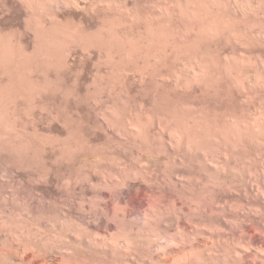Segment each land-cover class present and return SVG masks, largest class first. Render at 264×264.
Wrapping results in <instances>:
<instances>
[{
	"label": "rangeland",
	"instance_id": "obj_1",
	"mask_svg": "<svg viewBox=\"0 0 264 264\" xmlns=\"http://www.w3.org/2000/svg\"><path fill=\"white\" fill-rule=\"evenodd\" d=\"M19 1L20 0H0V34L2 35L0 36V40H2L0 41V45L3 44L5 46H9L11 43H18L20 48L24 49L26 57H28L27 54L29 52V57L26 58L27 61H31L29 63L34 61L35 63L39 62L37 63L38 65L40 64L41 59L43 60L44 57L42 56V53V57L40 56V50H45L44 47L40 48L43 46V43H41V41H37L38 35H40V33L42 34V32L39 30L48 32V29L53 28L50 17H52L53 14H56L58 9L54 11L55 8L51 9L50 6V8H41V10H39V7L36 9V7H34V2L37 3V0H32L33 4H31L33 6L31 7L33 9L28 7L30 9L29 10L26 8L27 6L23 4L24 1ZM68 1L71 2L69 3L65 1L67 3H65L66 5L64 4L67 7L63 8L64 5L60 6L59 10L61 13H57L59 14V17L62 18L63 21L59 19V21L61 20L60 22L62 23L59 22V25L57 22L55 26L58 24L57 27H62L61 29L65 30L67 29L66 31H69L67 34L65 33L67 36L70 34L73 28L71 33H73L76 38L74 36L72 37V34L69 35L68 37L71 36L70 38L72 40L66 38L69 41H67V43L66 41L63 43V48H59V51L56 49V61L58 62V64L55 62L57 65L56 68L49 69L46 65H44L45 63L42 62L41 66L47 67V69L38 66L33 68L29 75V72L26 73L19 70V72H16V68H11L10 66L7 67V64V69L11 68L9 71H7L8 75L4 70H1L0 72V84L2 85H0V87H3L2 91L5 90L3 93H8L7 96L9 95L10 97H15V95H17V91H14L13 88L8 86L9 81L12 78L16 80L18 79L17 81L20 80L21 85L27 84V87L25 85L26 89L24 86H22V88L26 90V92L25 90L22 92H25L27 96H24L25 93L19 94L20 91L17 89L19 91L17 92L18 95L21 96H18L19 98L15 97V100L17 98L18 102L16 103H18V109H21L17 111L18 116L20 115L19 118L22 125L20 129L26 132V138L29 139V141L34 146L33 149L36 154V158L32 159L33 163L31 161H29V164L24 162V165L20 158V162L16 161L18 158H15V155L7 154L3 151L0 152V172L2 171L0 173V194H2V196L7 195V192L11 190L12 187H14L16 189H12H14L15 192L18 190L20 193H28L29 196H32L34 192L32 187L34 186L31 185H34L38 179L47 180V209L44 211V215H41L39 206L37 204H32L29 207V205L27 206V203H24L25 196L23 198L22 194L19 196L15 194L16 198L14 204L16 205H14L15 207L12 209L11 214L12 219L14 218L15 223L17 222L15 224V228L20 233L25 228V226L28 225L33 236L27 238L25 236H18L17 239H14V245L17 248L18 254L23 255L24 258L23 263L17 262V264H40L41 262V264H59L60 261L66 262L68 260L70 263H74L75 261L76 263L74 264H133L131 259L134 258V255L136 256L135 260L138 262V264L139 262L140 264H148V260L145 258L148 259L149 253H145V250H147L150 246L156 244L165 245L166 243L169 245L171 244L174 247L176 246L178 250H180L179 248L181 247V251L183 248V251L185 250L184 252H189L187 250L194 248L192 251L194 252V256L196 258H212L209 260H213L211 264H215L216 262L214 261V257L222 253L226 255L228 254L230 256L229 257L227 255L229 258V264H261L262 260L264 263V258L261 259L264 257V130H260L262 128L264 129V84H262L264 83V18H262L264 17V0H255L257 3L259 2V4H257L254 0H242L243 2L238 0L239 3L241 2L240 4H237V0H230V5H227L226 0H219V2L218 0L217 2H215L216 0H212V2L214 1L215 3H213L216 5H210L211 8L206 6L211 11L210 13L206 8H203L206 13L202 10V8L199 12H203L202 15L206 14V18L209 15V20L212 18V15H220L215 18L220 19L223 17L224 20L227 18L229 20V24L231 23V26L226 27L228 24L226 22V29L231 27L227 31H221V28H224V23L223 25L220 23V25L223 27L218 25L220 29H217L218 27L215 28L217 30L215 31L216 34H212L210 30L206 29L208 23H210L209 20L207 23V19L202 20L204 26L203 28H205L207 32L202 29V25L200 26L202 29L201 31H204L205 33L199 32L198 34L196 27L191 28V24L194 25V21H192V19L190 20L189 16L190 18L194 17H192L191 14H189V16L187 15L189 13L188 8H190V1L188 5L187 0H170V2L169 0H119V3L118 0H94V2H92L93 0H88L87 2L86 0H80V4H84L86 2V4H84L85 8L80 10L81 12L78 9H75L76 7L74 6V0ZM105 1L107 5L105 4ZM224 1L227 7L224 6V3V5L221 3ZM250 1L251 3H249ZM108 2H110V4H108ZM171 3L175 6H172ZM176 3L178 5L180 3L181 8H179L180 5L177 7ZM181 3H185L186 6H184L185 4ZM246 3L249 4L247 5ZM88 4H90V6ZM234 4H236L237 7ZM244 4H246L248 8ZM166 5L168 7H166ZM231 5L234 9L231 8ZM254 6H256V8ZM73 9H75V11ZM166 9H168L169 13L171 12L172 14H167L168 12H165ZM176 11H178V13ZM212 12L214 13L212 14ZM243 12H246V14ZM62 13L63 15L61 16ZM181 13L187 15L188 17L184 16L183 14L180 15ZM250 13H254V15H251ZM64 14L66 16L69 15L70 17L67 16V19H70H65L66 16ZM233 14L236 15L234 16ZM241 14H244V20L246 22L241 20L243 18V15ZM168 15H173L170 17L173 20H170L174 22L172 23V21L169 20L170 25L168 26V30L167 28L166 30L171 32L170 26L173 24H175L173 27L178 25L180 27L179 30H181L179 34L176 33L175 31L177 30V26L173 31L175 32L173 34H177L175 39H173L174 45L183 48V50L181 49L183 56L181 55L176 59L169 54L168 56L166 55L164 58L165 60L162 59L163 61L160 58H156L158 53H156L155 50H158V48L161 49L162 46H160L161 41L156 38H154V40L151 39V42L148 40V45L150 47L148 48L150 49V53H147L148 55H155L154 57L151 56L153 60L152 58L151 60H145L144 56H141L140 58L138 57L137 60L133 58H122L120 61L118 58L120 54L116 53L118 52V47H116L117 42L115 43V41H112L116 44L113 45L112 43L113 47L115 46L114 48H110L105 45L102 46L101 44L95 42L94 36H97V34L106 35L109 33H114V37L117 34V39L125 36L126 33L133 30L131 33L134 35H136L138 32H140L137 34H140L139 36H141V34L147 35L144 32H147L145 31V27L148 28V23L149 26L152 25L153 27L163 29L166 26L164 21L168 19ZM226 15L229 16L227 17ZM240 16L242 17L240 18ZM255 16H258L259 18ZM28 18H30V21ZM163 18H165V20ZM42 19L44 20V23ZM70 20L71 22L74 20L73 23L76 22V24L80 20V23L78 22L77 25H73V23H71L72 26H70ZM204 20L205 22H203ZM32 21L35 22L33 23ZM211 21L213 24L214 19ZM225 21L222 20V22ZM126 24L132 26H128ZM217 24H219V22ZM121 25H123V28L120 27ZM244 25L247 26L245 27ZM80 26L82 27L80 28ZM212 26L214 29V25ZM110 27H113L114 29H111ZM44 29L46 31H44ZM80 29H82V31H80ZM231 29L234 33L236 31L235 35ZM110 30L113 31L111 32ZM166 30L164 29V31ZM179 30H177V32ZM237 31H239L240 34ZM38 32L40 33L38 34ZM200 33L204 35H200ZM35 34L37 37H35ZM79 34L81 36H79ZM82 34H84L86 38H83L84 35ZM191 34L194 35L192 36ZM199 35L201 38H203L201 39ZM90 38L94 40H91ZM145 38L147 39V36ZM199 38L201 41L197 42L199 41ZM146 39H144V43L147 41ZM156 40L159 43H154ZM78 41H80V43H78ZM234 41L235 43H233ZM195 45L197 47H195ZM108 48H110L112 51H109ZM113 49L116 52H114ZM188 49H191L192 51ZM194 51H196V54ZM55 52H52V56H55ZM190 52L194 53L191 54ZM60 53L62 54L63 58ZM65 53L68 56H66ZM233 54L236 57L238 56L237 59H235L236 57L232 58L234 57L232 56ZM148 55L146 58L150 57ZM196 55L199 58L201 57V59L203 57V61L207 62V64L209 63L208 65H210V68L215 65L213 67H215L214 69L217 68L216 70L223 68L221 66H224L225 64V66L229 64L231 65V62L236 61L239 64L236 68L238 70L240 68L241 69L240 71L237 70L239 74L237 73L236 76L240 83H238V80L235 83L241 85H235L234 81H232L230 78L227 80L226 77L224 78L223 76V78L220 77L214 83L216 86H211L213 83L210 85L211 88L208 87L209 85L206 86L208 87V90L206 89L205 85V88H203V84L197 82V80H192V82L190 81V85L187 83L189 87H186L187 85H183V87L181 83L184 80L191 79L192 72L190 71H192V61ZM58 56L61 58L58 59ZM229 56H231V59ZM259 59L261 62H258L260 61ZM60 61H62V63ZM59 62L61 63L60 66ZM128 62L130 64H128ZM147 63L148 65L149 63L151 64L148 66ZM254 65L255 67H253ZM176 66L178 67V70ZM225 66L224 68L228 67ZM145 67H148V70ZM190 67L191 69H189ZM184 70L185 72H183ZM178 71H182L180 72L181 74ZM58 72H60V74ZM253 72L254 74L256 73V77L262 78L256 79L257 82L258 80H262L261 83H259L260 81L258 82L259 87L255 86V84H258L256 81L254 85H251L253 88L249 87V84H247V80L253 76ZM240 73L243 78H238L241 76ZM182 77L184 79H182ZM31 79L35 83H33ZM45 79H47V81ZM229 80H231V82H228ZM231 83H233V85ZM32 85L33 87L35 86V88H37L36 91H41H38L37 94L36 91H32L30 93L27 88H29V86L31 88ZM191 87H193V89ZM13 92L15 93L14 95H12ZM12 99L14 100V98ZM160 100L163 102H160ZM30 101H32L33 104ZM250 117L254 118L251 119ZM188 118H190V120ZM176 120L179 121L178 123H183L185 125H192L194 121L196 126L193 125V127H197L198 129L197 133L199 134L200 146L196 148L187 146L188 148H185L182 145L177 144L175 141V143H172V139L168 135L167 130L169 125H167L165 122L170 121L168 124H171V122H177ZM132 122L135 123L133 124ZM234 123L236 124L234 125ZM236 126H238L239 129ZM205 128L206 130L208 128L210 130L212 129L211 131L209 130L210 134L208 133L207 135L205 133V135L203 133H199L204 131ZM244 128L251 129H249L247 136L242 135L241 137L238 135L240 131L236 130H243ZM255 128L257 132H255ZM215 129L218 132L219 130L221 132L222 130L228 131L230 129L229 132L234 133L232 134L234 137L233 140L230 139L224 142L217 132H213ZM76 131L77 133H75ZM133 135H135L136 138H134L135 136ZM209 135L212 137H209ZM254 140L255 142H253ZM230 145L233 146L230 147ZM2 153H5V155L2 156ZM18 162L19 164L22 163V165H15V163L17 164ZM14 170H17V172L15 171L16 175L12 173ZM19 174L22 175L18 177ZM2 213L4 216L7 215L3 207H0V216L3 217ZM29 213L31 217L29 216ZM26 216H28L30 219H28ZM40 216H43L44 218L45 224L43 228L41 227V222L39 221ZM144 221L147 223L145 224ZM33 230L37 233L33 232ZM44 231V234H47V239L44 237L45 235H41V232ZM39 235L41 237L43 236L44 238H39ZM173 242L174 244H172ZM126 245H129V247H126ZM258 247H260V249ZM202 248L206 250H201ZM243 248L245 250H250H248L249 253H246V255H251V257H245V260L242 262L235 255L238 250H244ZM252 248L255 251L258 249L261 250L263 248V251L261 250L263 253H260L262 255L256 254ZM66 251L67 253H65ZM198 251L202 252L203 257H201V252ZM130 255L133 257H130ZM138 255L140 258L137 257ZM145 255L147 256L145 257ZM166 255L167 254L164 256L162 255V257H164L162 260L165 259L166 261L168 258H173V255L169 256L168 254V257ZM34 256H37V258ZM128 258L130 260H128ZM137 258H139L138 261ZM141 258L145 259L147 262L145 263ZM140 259L143 262L140 261ZM162 263L164 264V262Z\"/></svg>",
	"mask_w": 264,
	"mask_h": 264
},
{
	"label": "bare ground",
	"instance_id": "obj_2",
	"mask_svg": "<svg viewBox=\"0 0 264 264\" xmlns=\"http://www.w3.org/2000/svg\"><path fill=\"white\" fill-rule=\"evenodd\" d=\"M21 2H23L24 1V3L23 4H25L26 6V8H30L31 6H33L32 4H33V1L31 0H20ZM19 1V2H20ZM36 1V0H35ZM65 1H67V2H69L68 0H37V3H35L34 2V4L36 5H34V7H36V9L39 7V10H41V8L42 9H45V8H48L49 6L51 7V9L52 8H55L54 9V11L56 10V9H60V6H62V5H64L65 3H67V2H65ZM82 1V0H81ZM88 0H86V2H87ZM98 1V0H97ZM102 1V0H101ZM113 1V0H112ZM176 1V0H175ZM174 1V2H175ZM189 1H190V5H189ZM222 1V0H221ZM232 1V0H231ZM240 1V0H239ZM242 1V0H241ZM249 1V0H248ZM248 1H246V2H248ZM252 1V0H251ZM251 1L249 2V3H251ZM255 1V0H254ZM71 2V1H70ZM69 2V3H70ZM74 4H73V2H72V4L76 7L75 9H78L79 11L82 9V8H85L84 6V4H86V2L84 3V4H80L81 2H80V0H74ZM92 2H94V0L92 1ZM133 2V1H132ZM131 2V3H132ZM150 2V1H149ZM169 2H170V0H169ZM185 2V1H184ZM214 2V1H213ZM212 2V0H187V4L189 5V7L190 8H188L189 9V13L187 14L188 16H189V14H191L192 15V17H194V18H190V16H189V19L191 20L192 19V21H194V25L193 24H191L190 26H191V28L193 27H196V30L198 31V34H199V32H204V31H206L207 32V30H205V28H203L204 26H203V23H202V20L203 19H207V23H208V17H209V15L207 16V18H206V14H204V15H202L203 14V12H199V11H201V8H202V10H203V8H206V9H208V7H210V5L212 6V5H216V4H214L215 2H217V0L213 3ZM218 2H219V0H218ZM237 2H238V0H237ZM236 2V3H237ZM243 2V1H242ZM256 2V1H255ZM32 3V4H31ZM40 3V4H39ZM44 3H45V6H44ZM118 3H119V0H118ZM117 3V4H118ZM123 3H125V2H123ZM134 3V2H133ZM178 3V2H177ZM176 3V4H177ZM186 3V2H185ZM185 3H181V4H185ZM222 4L224 3L225 4V1L224 2H221ZM226 3H227V5H230L231 4V2H230V0H226ZM233 3H234V1H233ZM241 3V2H240ZM239 2L237 3V4H240ZM248 3V4H249ZM257 3V2H256ZM105 4H106V1H105ZM108 4H110V2H108ZM173 4H175V3H173ZM223 4V5H224ZM247 4V3H246ZM246 4H244V5H246ZM247 4V5H248ZM257 4H259V2L257 3ZM261 4V3H260ZM12 5V4H11ZM66 5V4H65ZM63 6V8L65 7H67V6ZM89 6H90V4H88ZM107 5V4H106ZM143 5V4H142ZM171 5H172V3H171ZM171 5H169V6H171ZM179 5H180V3H179ZM178 4H177V7L179 6ZM234 5H236V4H234ZM243 5V4H242ZM246 5V7L248 8V6ZM256 5V4H255ZM44 6V7H43ZM47 6V7H46ZM71 6V5H70ZM74 6H73V8H74ZM95 6V5H94ZM97 6V5H96ZM100 6V5H99ZM110 6V5H109ZM172 6H175V5H172ZM184 6H186V4L184 5ZM206 6H208V7H206ZM218 6V5H217ZM224 6H226V4L224 5ZM251 6V5H250ZM49 7V8H50ZM93 7V6H92ZM92 7H90V8H92ZM136 7V6H135ZM134 7V8H135ZM166 7H168L167 5H166ZM183 7V6H182ZM214 7V6H213ZM227 7V6H226ZM236 7H237V5H236ZM235 7V8H236ZM245 7V8H246ZM252 7V6H251ZM255 8H256V6H254ZM253 7V8H254ZM259 7V6H258ZM257 7V8H258ZM9 8V7H8ZM28 8V9H29ZM32 8V7H31ZM62 8V7H61ZM108 8V7H107ZM133 8V9H134ZM143 8V7H142ZM171 8V7H170ZM179 8H181V5L179 6ZM185 8V7H184ZM187 8V7H186ZM211 8V7H210ZM218 8V7H217ZM231 8H232V5H231ZM239 8H241V7H239ZM252 8V9H253ZM254 8V9H255ZM10 9V8H9ZM33 9V8H32ZM36 9H34V10H36ZM50 9V10H51ZM75 9H73L74 11H75ZM93 9V8H92ZM102 9V8H101ZM109 9V8H108ZM127 9V8H126ZM125 9V10H126ZM136 9V8H135ZM173 9V8H172ZM176 9H178V8H176ZM224 9H226V8H224ZM232 9H234V8H232ZM260 9V8H259ZM264 9V8H263ZM262 9V10H263ZM25 10H27V9H25ZM24 10V11H25ZM30 10V9H29ZM33 10V11H34ZM39 10H37V11H39ZM47 10V9H46ZM57 10V13L59 12V13H61V11L59 10L58 11ZM70 10V9H69ZM83 10V9H82ZM121 10V9H120ZM168 9H166V11L165 12H168L167 14H172L171 12L169 13V10L167 11ZM171 10V9H170ZM181 10V9H180ZM183 10V9H182ZM185 10H187V9H185ZM209 10V9H208ZM221 10V9H220ZM238 10V9H237ZM246 10H248V9H246ZM44 11V10H43ZM63 11V10H62ZM73 11V12H74ZM77 11V10H76ZM85 11V10H84ZM91 11V10H90ZM93 11V10H92ZM116 11H118V10H116ZM138 11V10H137ZM190 11H191V13H190ZM204 11V10H203ZM216 11V10H215ZM217 11H219V10H217ZM236 11V10H235ZM240 11V10H239ZM259 11V10H258ZM26 12H28V11H26ZM30 12V11H29ZM48 12H50V11H48ZM47 12V13H48ZM52 12V11H51ZM81 12V11H80ZM96 12V11H95ZM101 12V11H100ZM104 12V11H103ZM177 13H178V11H176ZM183 12V11H182ZM205 13H206V11H204ZM211 11L209 10V13H210ZM225 12V11H224ZM241 12H242V10H241ZM249 12V11H248ZM247 12V13H248ZM250 12H252V11H250ZM257 12V11H256ZM41 13H43V12H41ZM40 13V14H41ZM56 13V12H55ZM53 14V12H52V17H50V20L52 21V23H51V25L53 24V28H51V29H48L49 31L47 32L45 29H44V31H46V32H43L42 30H39V31H41L42 32V34L40 33V32H38V34L40 33V35H38V38H37V41H41V43H43L42 45L43 46H39L40 48H42V47H44L45 48V50H40L39 48V50L41 51L40 52V56H41V53H42V56H44L43 57V60L41 59V62H40V64H38L37 65V63H39V62H37V63H35V61L34 62H32V63H29V62H31V61H27V59L26 58H28L29 57V52H28V54H27V56L28 57H26V55H25V53H24V49H22V48H20V45L18 44V43H14V44H8L9 46H5V45H0V72H1V70H4V71H6V73H7V71H9V69H11V68H16L15 69V71L16 72H19V71H23V72H26V73H28L29 75H30V72H31V70H33V68H35V67H40L41 65H42V62H44L43 64L44 65H46L49 69H55L56 68V63L55 62H57L56 61V53L57 52H55L56 51V49H58V51H59V48H63V43H65V41H66V43H67V41H69V40H72L70 37H68L69 35H71L72 34V37L74 36L73 35V33H71L72 32V30H73V28H72V30H71V32H70V34H68V36L67 35H65V33L67 34V32H69V31H66L65 29H61V28H59V27H57L58 26V24H57V26H55V24L58 22H60L61 20H62V18L61 17H59V14ZM77 13H78V11H77ZM125 13V12H124ZM127 13H129V12H127ZM136 13V12H135ZM176 13V14H177ZM180 13V12H179ZM208 13V12H207ZM214 12H212V14H213ZM232 13V12H231ZM240 13V12H239ZM244 14H246V12H243ZM260 13V12H259ZM262 13V12H261ZM264 13V12H263ZM30 14V13H29ZM31 14H32V12H31ZM114 14H115V12H114ZM118 14V13H117ZM120 14V13H119ZM137 14V13H136ZM166 14V13H165ZM166 14V15H167ZM183 13H181L180 15H182ZM186 14V13H185ZM217 14H218V12H217ZM244 14H241V15H243V18L241 19V20H244ZM251 14V13H250ZM253 15H254V13H252ZM251 14V15H252ZM37 15V14H36ZM39 15V14H38ZM47 15V14H46ZM63 15V13L61 14V16ZM65 15V14H64ZM96 15V14H95ZM122 15V14H121ZM121 15H120V17H121ZM130 15H132V14H130ZM178 15V14H177ZM184 15V14H183ZM187 15H184V16H187ZM201 15H202V17H201ZM225 15V14H224ZM234 15V14H233ZM236 15V14H235ZM234 15V16H235ZM255 15H257V14H255ZM41 16V15H40ZM45 16V15H44ZM66 16V15H65ZM64 16V17H65ZM68 17H70L69 15H67ZM67 16L65 17V19H67ZM103 16V15H102ZM129 16V15H128ZM132 16H134V15H132ZM173 16V15H172ZM172 16H170V15H168V19H166L165 20V18H163L164 20V22H165V28H163V29H161V28H156V27H153L152 25L151 26H149V23H148V28L147 27H145L146 28V30L145 31H147V32H144L145 34H147V35H143V34H141V36H139V35H137L138 33H140V32H138L136 35H134V34H132L131 32L133 31H131V32H128V33H126L125 34V36H122V37H120V38H117L116 39V35H115V37H114V33L112 34V33H109V34H106V35H100V34H97V36H94L95 37V42L96 43H99V44H101L102 46H107V47H110V48H114L113 47V45L117 42V46L116 47H118V49H117V51L118 52H116L114 49V52H116V53H118V54H120L119 56H118V58L120 59V61H121V59L122 58H133V59H138V57L140 58L141 56H144V59L146 60V59H148V60H151V58L152 57H154V56H152L151 54H149L148 55V53H150V47H149V43H148V40H149V42H151L152 40L151 39H153L154 40V38H156V39H158L159 41H161L160 42V46H161V49L160 48H158V50H155L156 51V53H158V55H157V59H164L165 57H166V55L168 56V54L169 55H171L173 58H178V57H180L181 55H182V53H181V49L183 50V48H181V47H179V46H177V47H179V48H177L175 45H174V43H173V39H175V36L177 35V34H173V33H178L179 34V32L181 31V30H179V26L178 25H176L175 27H177L176 29L177 30H179L178 32H177V30L175 31V32H173L174 31V28L175 27H173L175 24H173L172 26H170L171 28H170V30H171V32L170 31H167L168 30V26L170 25V21H172L173 19L172 18H170V17H172ZM187 16V17H188ZM205 16V17H204ZM214 16V17H213ZM217 16H220V15H212V18L214 19V21H213V24L211 23L212 21L211 20H213L212 18L209 20V22L210 23H208V26L206 27V29H208V30H210V32L212 33V34H216L215 33V31H217L215 28L216 27H218V25H220V23L223 25V23H224V28H221V31L223 30H229L231 27H229V28H227L226 29V27H228V26H231L230 24H229V20L226 18L225 20L223 19V17H221L220 19L219 18H215V17H217ZM222 16V15H221ZM227 16V15H226ZM229 16V15H228ZM227 16V17H228ZM247 16V15H246ZM262 16H263V14H262ZM99 17V16H98ZM97 17V18H98ZM118 17V16H117ZM138 17V16H137ZM136 17V18H137ZM145 17V16H144ZM178 17V16H177ZM183 17V16H182ZM242 16H240V18H241ZM255 17H258V16H255ZM22 18V17H21ZM36 18H38V17H36ZM39 18H41V17H39ZM47 18V17H46ZM78 18V17H77ZM80 18H81V16H80ZM101 18V17H100ZM128 18V17H127ZM127 18H125V19H127ZM139 18V17H138ZM202 18V19H201ZM225 18V17H224ZM231 18H232V16H231ZM230 18V19H231ZM251 18V17H250ZM259 18V17H258ZM257 18V19H258ZM262 18H264V17H262ZM45 19V18H44ZM59 19H61L60 21H59ZM64 19V20H65ZM68 19H70V18H68ZM67 19V20H68ZM123 19H124V16H123ZM170 19H172V20H170ZM194 19H196V20H194ZM235 19V18H234ZM233 19V20H234ZM239 19V18H238ZM238 19H236V20H238ZM246 19V18H245ZM247 19H248V17H247ZM246 19V20H247ZM23 20V19H22ZM28 20L30 21V18H28ZM34 20H36V19H34ZM38 20V19H37ZM43 20V19H42ZM72 20V19H71ZM71 20H70V24L71 23H73L74 22V20L71 22ZM88 20H90V19H88ZM111 20V19H110ZM129 20V19H128ZM133 20V19H132ZM135 20H138V19H135ZM134 20V21H135ZM149 20V19H148ZM170 20V21H169ZM176 20V19H175ZM177 20H178V18H177ZM183 20V19H182ZM199 20V21H198ZM222 20L223 21H225V22H222ZM232 20V19H231ZM230 20V21H231ZM250 20V19H249ZM248 20V21H249ZM254 20V19H253ZM27 21V20H26ZM63 21V20H62ZM66 21V20H65ZM78 21V20H77ZM80 21V20H79ZM78 21V22H79ZM124 21V20H123ZM131 21V20H130ZM179 21V20H178ZM191 21V22H192ZM239 21V20H238ZM256 21V20H255ZM258 21V20H257ZM33 22V21H32ZM35 22V21H34ZM33 22V23H34ZM78 22H77V24H78ZM105 22V21H104ZM107 22V21H106ZM115 22V21H114ZM113 22V23H114ZM119 22V21H118ZM127 22V21H126ZM136 22V21H135ZM145 22V21H144ZM148 22V21H147ZM174 21H172V23H173ZM203 22H205V20L203 21ZM219 22V24H217ZM229 24H227V23ZM234 22H235V20H234ZM244 22H246L245 20H244ZM251 22V21H250ZM259 22V21H258ZM263 22H264V20H263ZM27 23V22H26ZM43 23H44V20H43ZM60 23H62V22H60ZM60 23H59V25H60ZM65 23V22H64ZM80 23V22H79ZM117 23V22H116ZM137 23V22H136ZM142 23V22H141ZM151 23V22H150ZM157 23V22H156ZM161 23H163V22H161ZM161 23H160V25H161ZM171 23V24H172ZM186 23V22H185ZM201 23V24H200ZM236 23V22H235ZM243 23V22H242ZM242 23H241V25H242ZM256 23V22H255ZM254 23V24H255ZM30 24H31V22H30ZM42 24V23H41ZM67 24V23H66ZM74 24H76V22L75 23H73V25ZM76 24V25H77ZM100 24H101V22H100ZM107 24H108V22H107ZM111 24V23H110ZM122 24V23H121ZM132 24V23H131ZM135 24V23H134ZM138 24V23H137ZM143 24V23H142ZM205 24V23H204ZM226 24H227V26H226ZM34 25V24H33ZM63 25V24H62ZM80 25H82V24H80ZM126 25H128V24H126ZM133 25V24H132ZM132 25H128V26H132ZM139 25H141V24H139ZM144 25V24H143ZM147 25V24H146ZM183 25V24H182ZM202 25V29H204V31H201L202 29L200 28V26ZM207 25V24H206ZM212 25H214V29H213V26ZM216 25V26H215ZM232 25H233V23H232ZM235 25V24H234ZM237 25H238V23H237ZM28 26V25H27ZM55 26V27H54ZM64 26H66V25H64ZM70 26H72V24L70 25ZM110 26V25H109ZM117 26H119V25H117ZM123 25H121L120 27H122ZM185 26H186V24H185ZM221 26V25H220ZM223 26H221V27H223ZM226 26V27H225ZM245 27L247 26V25H244ZM38 27V26H37ZM40 27V26H39ZM47 27H49V26H47ZM46 27V28H47ZM82 26H80V28H81ZM100 27V26H99ZM108 27V26H107ZM106 27V28H107ZM113 27H115V26H113ZM112 27V28H113ZM142 27V26H141ZM153 27V28H152ZM158 27V26H157ZM208 27H210V28H208ZM234 27V26H233ZM232 27V28H233ZM243 27V26H242ZM264 27V26H263ZM262 27V28H263ZM13 28V27H12ZM16 28V27H15ZM41 28V27H40ZM84 28V27H83ZM96 28H97V26H96ZM103 28H105V27H103ZM111 28V27H110ZM111 28V29H112ZM116 28V27H115ZM117 28H119V27H117ZM123 28V27H122ZM138 28H140V27H138ZM143 28H144V26H143ZM166 28H167V30H166ZM39 29V28H38ZM37 29V30H38ZM71 29V28H70ZM74 29H75V26H74ZM94 29V28H93ZM100 29V28H99ZM109 29V28H108ZM114 29V28H113ZM164 29L166 30V31H164ZM184 29V28H183ZM217 29H220L219 27L217 28ZM238 29V28H237ZM244 29V28H243ZM242 29V30H243ZM249 29H251V28H249ZM255 29V28H254ZM77 30H79V29H77ZM116 30V29H115ZM129 30V29H128ZM144 30V29H143ZM232 30V29H231ZM247 30V29H246ZM257 30V29H256ZM264 30V29H263ZM66 31V32H65ZM80 31H82V29H80ZM80 31H79V33H80ZM85 31V30H84ZM97 31V30H96ZM99 31V30H98ZM106 31V30H105ZM107 31H109V30H107ZM111 31V30H110ZM113 31V30H112ZM111 31V32H112ZM120 31V30H119ZM135 31V30H134ZM190 31V30H189ZM197 31H195V32H197ZM250 31V30H249ZM75 32V31H74ZM77 32V31H76ZM90 32V31H89ZM94 32V31H93ZM101 32V31H100ZM118 32V31H117ZM117 32H115V33H117ZM127 32V31H126ZM136 32V31H135ZM186 32V31H185ZM194 32V33H195ZM209 32V31H208ZM209 32V33H210ZM229 32V31H228ZM232 32H233V30H232ZM238 33H239V31H237ZM255 32V31H254ZM10 33V32H9ZM82 33V32H81ZM103 33V32H102ZM101 33V34H102ZM202 33H200V35L202 34ZM205 33V32H204ZM210 33V34H211ZM220 33V32H219ZM234 33V32H233ZM235 33H236V31H235ZM235 33H234V35H235ZM243 33V32H242ZM7 34V33H6ZM37 34V33H36ZM35 34V37H37V35ZM85 34V33H84ZM84 34H82V35H84ZM105 34V33H104ZM120 34V33H119ZM123 34V33H122ZM181 34V33H180ZM207 34V33H206ZM211 34V35H212ZM240 34V33H239ZM4 35V34H3ZM192 35V34H191ZM194 35V34H193ZM192 35V36H193ZM199 35V36H200ZM202 35H204V34H202ZM221 35V34H220ZM244 35V34H243ZM245 35H246V33H245ZM251 35V34H250ZM259 35V34H258ZM264 35V34H263ZM262 35V36H263ZM0 36H2L1 34H0ZM78 36V35H77ZM79 36H81L80 34H79ZM89 36V35H88ZM120 36V35H119ZM118 36V37H119ZM143 36V37H142ZM147 36V39L145 38ZM174 36V37H173ZM213 36V35H212ZM218 36V35H217ZM232 36V35H231ZM242 36V35H241ZM253 36V35H252ZM75 38H76V36H74ZM86 38V36L84 35L83 36V38ZM90 37V36H89ZM148 37H149V39H148ZM223 37V36H222ZM233 37V36H232ZM235 37V36H234ZM246 37V36H245ZM3 38V37H2ZM14 38V37H13ZM69 39V40H67V39ZM77 38H79V37H77ZM93 38V37H92ZM197 38H198V35H197ZM200 38H201V36H200ZM200 38H199V41H197V42H200L201 40H200ZM203 38V37H202ZM201 38V39H202ZM218 38V37H217ZM224 38V37H223ZM229 38V37H228ZM237 38V37H236ZM241 38V37H240ZM252 38V37H251ZM1 39V38H0ZM74 39V38H73ZM91 39V38H90ZM144 39H146L147 41H145V43L147 44H145L144 43ZM186 39V38H185ZM188 39V38H187ZM194 39H196V38H194ZM226 39V38H225ZM239 39V38H238ZM245 39V38H244ZM243 39V40H244ZM256 39V38H255ZM6 40V39H5ZM87 40V39H86ZM91 40H94V39H91ZM117 40V41H116ZM151 40V41H150ZM179 40V39H178ZM183 40H184V38H183ZM196 40H198V39H196ZM207 40V39H206ZM229 40V39H228ZM234 40H236V39H234ZM242 40V39H241ZM247 40V39H246ZM0 41H2V40H0ZM8 41V40H7ZM19 41H20V39H19ZM90 41V40H89ZM115 41V43H113V42ZM211 41V40H210ZM231 41V40H230ZM16 42V41H15ZM70 42H72V41H70ZM69 42V43H70ZM87 42V41H86ZM157 42V40L154 42V43H156ZM188 42V41H187ZM255 42V41H254ZM253 42V43H254ZM1 43V42H0ZM72 43H74V42H72ZM78 43H80V41H78ZM112 43H113V45H112ZM153 43V42H152ZM157 43H159V42H157ZM162 43V44H161ZM173 43V44H172ZM180 43V42H179ZM186 43V42H185ZM233 43H235V41L233 42ZM238 43V42H237ZM241 43H243V42H241ZM248 43V42H247ZM38 44V43H37ZM40 44V43H39ZM77 44V43H76ZM98 44V45H99ZM145 44V45H144ZM178 44V43H177ZM181 44V43H180ZM189 44H190V41H189ZM195 44V43H194ZM198 44V43H197ZM264 44V43H263ZM69 45V44H68ZM72 45V44H71ZM116 45V44H115ZM183 45V44H182ZM239 45V44H238ZM254 45V44H253ZM260 45H261V43H260ZM34 46V45H33ZM64 46H65V44H64ZM74 46V45H73ZM76 46V45H75ZM93 46V45H92ZM153 46V45H152ZM151 46V47H152ZM156 46V45H155ZM186 46V45H185ZM237 46V45H236ZM35 47V46H34ZM78 47V46H77ZM80 47V46H79ZM83 47V46H82ZM93 47H95V46H93ZM149 47V48H148ZM195 47H197L196 45H195ZM194 47V48H195ZM37 48V47H36ZM43 48V49H44ZM61 48V49H62ZM90 48V47H89ZM105 48V47H104ZM110 48H108V50L109 51H112ZM199 48V47H198ZM241 48V47H240ZM79 49V48H78ZM93 49V48H92ZM98 49V48H97ZM106 49V48H105ZM104 49V50H105ZM155 49V48H154ZM34 50V49H33ZM32 50V51H33ZM66 50V49H65ZM71 50V49H70ZM74 50V49H73ZM95 50V49H94ZM99 50V49H98ZM97 50V51H98ZM103 50V51H104ZM108 50H106V51H108ZM149 50V51H148ZM153 50V49H152ZM151 50V51H152ZM188 50H191V49H188ZM199 50V49H198ZM247 50V49H246ZM256 50V49H255ZM55 52V56H52L53 54H52V52ZM62 51V50H61ZM64 51V50H63ZM66 51H68V50H66ZM100 51V50H99ZM98 51V52H99ZM157 51H159V52H157ZM192 51V50H191ZM197 51V50H196ZM196 51H194L195 52V54H196ZM231 51V50H230ZM26 52V51H25ZM31 52V51H30ZM65 52V51H64ZM85 52H87V51H85ZM95 52V51H94ZM148 52V53H147ZM188 52V51H187ZM194 52H192V53H194ZM34 53V52H33ZM67 53H69V52H67ZM79 53V52H78ZM82 53V52H81ZM108 53V52H107ZM113 53V52H112ZM152 53V52H151ZM181 53V54H180ZM191 53V52H190ZM191 53V54H192ZM197 53H198V51H197ZM202 53V52H201ZM35 54V53H34ZM61 54V53H60ZM80 54V53H79ZM78 54V55H79ZM89 54V53H88ZM148 56H150L149 58H146V56L147 55ZM185 54H186V52H185ZM231 54V53H230ZM240 54V53H239ZM31 55V54H30ZM33 55V54H32ZM37 55H38V52H37ZM59 55V54H58ZM65 55H66V53H65ZM117 55V54H116ZM187 55V54H186ZM198 55V54H197ZM197 55H196V57L195 58H193V61H192V65L193 66H191L192 67V71H190V72H192V76H191V79L189 80H182L183 82L181 83V85L183 86V85H187V83L189 84V82L191 81L192 82V80H197V82H200L201 84H203V88H205L206 86H208L209 88H211V86H216L214 83L220 78V77H222L223 78V76H224V78L226 77V79L228 80L229 78L232 80V81H234V84L235 85H241V84H237V83H235V82H237V65H239L236 61H234V59H233V61L234 62H231V65L229 64V65H227V66H225V67H227V68H224V66H221V67H223V68H220V69H218V70H216V69H214L215 67H213V66H215V65H213L212 66V64H211V68L209 67L210 65H208L207 64V62H204L203 60H204V58L202 57V59H201V57L199 58V57H197ZM201 55V54H200ZM221 55V54H220ZM225 55V54H224ZM229 55V54H228ZM259 55V54H258ZM41 56V57H42ZM60 56V55H59ZM57 57L58 59H60L61 57ZM61 56H62V54H61ZM66 56H68V55H66ZM84 56V55H83ZM152 56V57H151ZM183 56V55H182ZM206 56V55H205ZM232 56H234V54L232 55ZM257 56V55H256ZM31 57V56H30ZM104 57V56H103ZM230 57V59H231V56H229ZM236 56H234V57H232V58H235ZM238 57V56H237ZM237 57L235 58V59H237ZM241 57V56H240ZM243 57V56H242ZM31 58H33V57H31ZM37 58V57H36ZM35 58V59H36ZM54 58V59H53ZM62 58H63V56H62ZM64 58H65V56H64ZM106 58V57H105ZM143 58V57H142ZM183 58V57H182ZM185 58V57H184ZM199 58V59H198ZM213 58V57H212ZM227 58V57H226ZM248 58V57H247ZM57 59V60H58ZM102 59V58H101ZM110 59H111V56H110ZM188 59V58H187ZM197 59V60H196ZM208 59H210V58H208ZM214 59V58H213ZM53 60H55V61H53ZM103 60V59H102ZM114 60V59H113ZM125 60V59H124ZM147 60V61H148ZM152 60H153V58H152ZM155 60V59H154ZM165 60V59H164ZM167 60V59H166ZM181 60V59H180ZM179 60V61H180ZM206 60V59H205ZM227 60V59H226ZM260 60V59H259ZM117 61V60H116ZM115 61V62H116ZM131 61V60H130ZM135 61V60H134ZM141 61V60H140ZM163 61V60H162ZM174 61V60H173ZM212 61V60H211ZM220 61V60H219ZM231 61V60H230ZM61 63H62V61H60ZM59 62V66H60V63ZM118 62V61H117ZM116 62V63H117ZM137 62V61H136ZM139 62V61H138ZM142 62V61H141ZM145 62V61H144ZM153 62V61H152ZM155 62V61H154ZM156 62H158V61H156ZM185 62V61H184ZM188 62H190V61H188ZM239 62V61H238ZM241 62V61H240ZM251 62V61H250ZM258 62H261V60L260 61H258ZM10 63V64H9ZM72 63V62H71ZM106 63V62H105ZM120 63V62H119ZM133 63V62H132ZM131 63V64H132ZM179 63V62H178ZM182 63V62H181ZM216 63V62H215ZM230 63V62H229ZM242 63V62H241ZM240 63V64H241ZM8 64V66L7 67H11V68H8L7 69V67H6V65ZM57 64H58V62H57ZM64 64H66V63H64ZM101 64V63H100ZM124 64V63H123ZM128 64H130L129 62H128ZM151 63H149V65H150ZM168 64V63H167ZM166 64V65H167ZM173 64V63H172ZM180 64V63H179ZM185 64V63H184ZM187 64V63H186ZM189 64H191V63H189ZM218 64V63H217ZM228 64V63H227ZM259 64V63H258ZM111 65H112V63H111ZM138 65V64H137ZM142 65V64H141ZM147 65H148V63H147ZM148 65V66H149ZM160 65V64H159ZM183 65V64H182ZM222 65V64H221ZM249 65V64H248ZM252 65V64H251ZM65 66V65H64ZM106 66V65H105ZM140 66V65H139ZM144 66V65H143ZM163 66H165V65H163ZM187 66H189V65H187ZM243 66V65H242ZM42 67H44V66H41V68ZM47 67H44V68H46L47 69ZM125 67V66H124ZM155 67V66H154ZM172 67V66H171ZM170 67V68H171ZM177 67V66H176ZM185 67V66H184ZM191 67L189 68V69H191ZM253 67H255V65L253 66ZM260 67H262V66H260ZM259 67V68H260ZM119 68V67H118ZM146 68V67H145ZM148 68V67H147ZM146 68V69H147ZM159 68H161V67H159ZM186 68H188V67H186ZM185 68V69H186ZM257 68V67H256ZM59 69V68H58ZM65 69V68H64ZM121 69V68H120ZM119 69V70H120ZM241 69V68H240ZM240 69L238 70V71H240ZM19 70V71H18ZM35 70V69H34ZM37 70V69H36ZM43 70V69H42ZM45 70V69H44ZM61 70H63V69H61ZM124 70H127V69H124ZM135 70V69H134ZM133 70V71H134ZM148 70V69H147ZM155 70V69H154ZM153 70V71H154ZM159 70V69H158ZM173 70V69H172ZM177 70H178V67H177ZM188 70V69H187ZM264 70V69H263ZM41 71V70H40ZM56 71V70H55ZM59 71V70H58ZM74 71V70H73ZM114 71V70H113ZM117 71H118V69H117ZM244 71V70H243ZM247 71H248V69H247ZM253 71H254V69H253ZM3 72V71H2ZM13 72V71H12ZM16 72H14V73H16ZM33 72V71H32ZM47 72H49V71H47ZM57 72V71H56ZM125 72H127V71H125ZM174 72V71H173ZM179 72V71H178ZM180 72H182V71H180ZM179 72V73H180ZM183 72H185V70L183 71ZM250 72V71H249ZM260 72V71H259ZM22 73V72H21ZM34 73H35V71H34ZM40 73V72H39ZM46 73V72H45ZM59 74H60V72H58ZM115 73V72H114ZM37 74V73H36ZM35 74V75H36ZM49 74V73H48ZM53 74H55V73H53ZM120 74H122V73H120ZM126 74V73H125ZM170 74V73H169ZM172 74V73H171ZM181 74V73H180ZM184 74V73H183ZM191 74V73H190ZM239 74V73H238ZM264 74V73H263ZM7 75H8V73H7ZM11 75V74H10ZM18 75V74H17ZM16 75V76H17ZM41 75V74H40ZM47 75V74H46ZM51 75V74H50ZM78 75V74H77ZM159 75V74H158ZM165 75V74H164ZM174 75H176V74H174ZM240 75H241V73H240ZM243 75H245V74H243ZM252 75V74H251ZM256 75V73L254 74V72H253V76L249 79V80H247L248 82H247V84H249V87H252L251 85H254L256 82H257V80L256 79H258L259 77H256L255 76ZM13 76H14V74H13ZM15 76V77H16ZM38 76V75H37ZM43 76V75H42ZM118 76H120V75H118ZM123 76H125V75H123ZM143 76V75H142ZM148 76H150V75H148ZM162 76V75H161ZM182 76V75H181ZM190 76V75H189ZM239 76V75H238ZM247 76V75H246ZM248 76H249V74H248ZM6 77V76H5ZM14 77V78H15ZM20 77V76H19ZM28 77V76H27ZM31 77V76H30ZM34 77V76H33ZM41 77V76H40ZM47 77V76H46ZM57 77V76H56ZM178 77V76H177ZM180 77V76H179ZM184 77V76H183ZM182 77V79H184ZM228 77V78H227ZM242 77V75L240 76V77H238V78H241ZM126 78V77H125ZM162 78V77H161ZM164 78V77H163ZM166 78V77H165ZM243 78V77H242ZM245 78V77H244ZM8 79V78H7ZM11 79V78H10ZM9 79V80H10ZM33 79V78H32ZM32 79H31V81H32ZM49 79V78H48ZM142 79V78H141ZM151 79V78H150ZM159 79V78H158ZM168 79V78H167ZM259 79H262V78H259ZM18 80V79H17ZM16 79H11L10 81H9V85L8 86H10V88H13L14 89V91L16 90L17 92H19V94H22V93H25L26 92V88H25V85H26V87H27V84H23V85H21V82H20V80L19 81H17ZM34 80V79H33ZM46 81H47V79H45ZM153 80V79H152ZM223 80H225V79H223ZM226 80V81H227ZM231 80H229L228 82H231ZM245 80V79H244ZM17 81V82H16ZM57 81V80H56ZM177 81H178V79H177ZM241 81H243V80H241ZM256 81V82H255ZM260 81V82H259ZM18 82H20V83H18ZM26 82H27V80H26ZM26 82H24V83H26ZM33 82V81H32ZM62 82V81H61ZM60 82V83H61ZM171 82V81H170ZM220 82V81H219ZM227 82V83H228ZM258 82L259 83H261L262 82V80H258ZM257 82V83H258ZM0 83H1V81H0ZM33 83H35V82H33ZM43 83V82H42ZM169 83V82H168ZM214 85H213V84ZM238 83H240V81L238 80ZM242 83V82H241ZM259 83L258 84H255V86L257 87L258 85H259ZM29 84V83H28ZM49 84V83H48ZM54 84V83H53ZM212 84V85H211ZM219 84V83H218ZM232 85H233V83H231ZM262 84H264V83H262ZM261 84V85H262ZM1 85V84H0ZM30 85V84H29ZM41 85V84H40ZM47 85V84H46ZM55 85V84H54ZM57 85V84H56ZM151 85V84H150ZM177 85V84H176ZM190 85V84H189ZM189 85H187L186 87H189ZM204 85H205V87H204ZM211 85V86H210ZM234 85V86H235ZM2 86V85H1ZM4 86V85H3ZM7 86V87H8ZM22 86H24V88H22ZM42 86V85H41ZM44 86V85H43ZM264 86V85H263ZM5 87H6V85H5ZM47 87V86H46ZM45 87V88H46ZM50 87V86H49ZM52 87V86H51ZM154 87V86H153ZM184 87V86H183ZM208 87H206V89L208 90ZM231 87H233V86H231ZM259 87V86H258ZM262 87V86H261ZM3 88V87H2ZM2 88L0 87V152L1 151H3V152H6L7 154H13V155H15V158H18V160H16V161H19V158L22 160V163L25 165V163L24 162H26V164H29V161H31L32 162V159L34 158H36V154H35V151H34V149H33V145H32V143L29 141V139H27L26 138V135H25V131H22L20 128H21V123H20V118H19V116H18V110L20 109H18V103H16V102H18V100H17V98H19L18 96H21V95H18V93L16 92V94L17 95H15V97H17L16 98V100H15V97L13 96V97H10L9 95L7 96V94H5V93H3L4 91H2ZM9 88V89H10ZM16 88V89H15ZM29 88H30V86H29ZM29 88H27L28 89V91L31 93L32 91H36V89L37 88H35V86L33 87V85L31 86V91H30V89ZM42 88V87H41ZM64 88V87H63ZM178 88V87H177ZM181 88V87H180ZM192 89H193V87H191ZM227 88V87H226ZM253 88V87H252ZM19 91H18V90ZM49 89V88H48ZM51 89V88H50ZM54 89V88H53ZM56 89V88H55ZM175 89V88H174ZM191 89V90H192ZM228 89V88H227ZM249 89V88H248ZM25 90V92H22V91H24ZM187 90V89H186ZM199 90V89H198ZM260 90V89H259ZM38 91H41V90H38ZM38 91H36V94H37V92ZM176 91V90H175ZM178 91V90H177ZM211 91V90H210ZM226 91V90H225ZM228 91V90H227ZM239 91V90H238ZM250 91V90H249ZM29 92H28V94H29ZM54 92V91H53ZM57 92V91H56ZM66 92V91H65ZM124 92V91H123ZM192 92V91H191ZM209 92V91H208ZM220 92V91H219ZM252 92V91H251ZM250 92V93H251ZM263 92V91H262ZM39 93H41V92H39ZM126 93V92H125ZM215 93H217V92H215ZM254 93H255V91H254ZM259 93V92H258ZM10 94V93H9ZM12 94V93H11ZM15 93L13 92V94L12 95H14ZM128 94V93H127ZM24 95V94H23ZM40 95H42V94H40ZM125 95V94H124ZM227 95V94H226ZM258 95V94H257ZM24 96H27L26 95V93H25V95ZM29 96V95H28ZM155 96V95H154ZM181 96V95H180ZM212 96V95H211ZM247 96V95H246ZM250 96V95H249ZM255 96V95H254ZM48 97V96H47ZM66 97V96H65ZM68 97V96H67ZM216 97V96H215ZM226 97V96H225ZM12 98H14V100L12 99ZM41 98V97H40ZM234 98V97H233ZM246 98V97H245ZM25 99V98H24ZM38 99V98H37ZM158 99H160V98H158ZM164 99V98H163ZM223 99V98H222ZM31 100V99H30ZM33 100V99H32ZM236 100V99H235ZM244 100V99H243ZM253 100V99H252ZM262 100V99H261ZM42 101V100H41ZM162 100H160V102H161ZM250 101V100H249ZM31 103H32V101H30ZM36 102V101H35ZM163 102V101H162ZM28 103V102H27ZM42 103V102H41ZM69 103V102H68ZM30 104V103H29ZM29 104H28V106H29ZM33 104V103H32ZM20 106V105H19ZM25 106V105H24ZM37 106V105H36ZM36 106H34V107H36ZM42 106V105H41ZM21 107V106H20ZM38 107V106H37ZM51 108V107H50ZM143 108V107H142ZM159 108V107H158ZM27 109V108H26ZM45 109V108H44ZM77 109V108H76ZM107 109V108H106ZM112 109V108H111ZM168 109H169V107H168ZM261 109V108H260ZM21 110V109H20ZM39 110H41V109H39ZM47 110V109H46ZM258 110V109H257ZM27 111V110H26ZM29 111V110H28ZM31 111V110H30ZM153 111V110H152ZM170 111V110H169ZM230 111V110H229ZM259 111V110H258ZM20 112V111H19ZM40 112H42V111H40ZM162 112V111H161ZM233 112V111H232ZM23 113V112H22ZM30 113V112H29ZM108 113V112H107ZM114 113V112H113ZM262 113V112H261ZM47 114V113H46ZM78 114V113H77ZM229 114V113H228ZM251 114V113H250ZM258 114V113H257ZM48 115V114H47ZM113 115V114H112ZM163 115V114H162ZM259 115H261V114H259ZM166 116V115H165ZM201 116V115H200ZM213 116V115H212ZM230 116V115H229ZM67 117V116H66ZM220 117V116H219ZM257 117V116H256ZM54 118V117H53ZM72 118V117H71ZM126 118V117H125ZM129 118V117H128ZM150 118V117H149ZM159 118V117H158ZM161 118V117H160ZM194 118V117H193ZM202 118V117H201ZM205 118V117H204ZM213 118V117H212ZM228 118V117H227ZM251 118V117H250ZM254 118V117H253ZM253 118H251V119H253ZM25 119V118H24ZM23 119V120H24ZM63 119V118H62ZM130 119H132V118H130ZM187 119V118H186ZM189 120H190V118H188ZM211 119V118H210ZM209 119V120H210ZM234 119V118H233ZM236 119V118H235ZM261 119V118H260ZM263 119V118H262ZM22 120V119H21ZM28 120V119H27ZM75 120V119H74ZM107 120V119H106ZM161 120V119H160ZM165 120V119H164ZM171 120H173V119H171ZM196 120V119H195ZM201 120V119H200ZM212 120V119H211ZM231 120V119H230ZM240 120H242V119H240ZM26 121V120H25ZM54 121V120H53ZM154 121V120H153ZM177 121V120H176ZM197 121H198V119H197ZM202 121H203V119H202ZM205 121V120H204ZM233 121V120H232ZM235 121V120H234ZM249 121V120H248ZM253 121V120H252ZM30 122V121H29ZM65 122V121H64ZM73 122V121H72ZM129 122V121H128ZM179 121H177V122H175V123H172L171 122V124H168V123H170V121H166L165 123L167 124V125H169V127H168V135L171 137V139H172V143L175 141L177 144H179V145H182L183 147H185V148H188L187 146H191V147H193V148H196V147H198V146H200V139H199V134L197 133V131H198V129H197V127L195 128V127H193V125L194 126H196L195 125V123H194V121H193V124L191 125H185V124H183V123H178ZM216 122V121H215ZM226 122V121H225ZM28 123V122H27ZM69 123V122H68ZM133 124L135 123V122H132ZM162 123V122H161ZM188 123V122H187ZM233 123V122H232ZM237 123V122H236ZM236 123H234V125L236 124ZM245 123V122H244ZM255 123V122H254ZM74 124V123H73ZM226 124V123H225ZM259 124V123H258ZM30 125V124H29ZM50 125V124H49ZM59 125V124H58ZM65 125V124H64ZM109 125V124H108ZM166 125V126H167ZM231 125V124H230ZM238 125H240V124H238ZM243 125V124H242ZM241 125V126H242ZM32 126V125H31ZM134 126V125H133ZM203 126V125H202ZM210 126V125H209ZM221 126H222V124H221ZM225 126V125H224ZM232 126V125H231ZM61 127V126H60ZM165 127V126H164ZM199 127V126H198ZM236 127H238V126H236ZM248 127V126H247ZM254 127V126H253ZM68 128V127H67ZM75 128V127H74ZM135 128V127H134ZM157 128H158V126H157ZM160 128V127H159ZM214 128V127H213ZM224 128V127H223ZM241 128V127H240ZM128 129V128H127ZM161 129V128H160ZM235 129V128H234ZM238 129H239V127H238ZM249 129H251V128H244L243 130H236V131H240L239 132V136H241L242 137V135H244V136H247V134L249 133ZM259 129V128H258ZM257 129V130H258ZM136 130V129H135ZM209 128L206 130V128L204 129V131H201V132H199V133H203V134H207L208 135V133L210 134V132H209ZM212 130V129H211ZM210 130V131H211ZM228 130V129H227ZM230 130V129H229ZM229 130L228 131H221L220 132V130H219V132L218 131H216V129L215 130H213V132L215 133V132H217V134L220 136V138L225 142V141H228V140H230V139H232L233 140V136H232V134H234L233 132L231 133V132H229ZM260 130H264L263 128L262 129H260ZM260 130H259V132H260ZM32 131H33V129H32ZM34 131H35V128H34ZM33 131V132H34ZM62 131V130H61ZM232 131V130H231ZM66 132V131H65ZM139 132V131H138ZM155 132H157V131H155ZM159 132V131H158ZM212 132V133H213ZM254 132V131H253ZM255 132H257L256 131V128H255ZM262 132V131H261ZM28 133V132H27ZM51 133V132H50ZM68 133V132H67ZM75 133H77V131L75 132ZM135 133V132H134ZM136 133H137V131H136ZM211 133V134H212ZM213 133V134H214ZM251 133V132H250ZM264 133V132H263ZM38 134V133H37ZM205 134V135H206ZM231 134V135H230ZM136 135H138V134H136ZM198 135V136H197ZM256 135H258V134H256ZM255 135V136H256ZM50 136V135H49ZM52 136V135H51ZM133 136H135V135H133ZM232 136V137H231ZM239 136H238V138H239ZM262 136H263V134H262ZM76 137V136H75ZM168 137V136H167ZM202 137V136H201ZM207 137V136H206ZM209 137H212V136H210L209 135ZM208 137V138H209ZM250 137V136H249ZM253 137V136H252ZM251 137V138H252ZM257 137V136H256ZM258 137H260V136H258ZM39 138V137H38ZM55 138V137H54ZM57 138H58V136H57ZM64 138V137H63ZM134 138H136V136L134 137ZM159 138V137H158ZM165 138V137H164ZM169 138V137H168ZM216 138V137H215ZM214 138V139H215ZM245 138V137H244ZM31 139V138H30ZM71 139V138H70ZM138 139V138H137ZM170 139V138H169ZM211 139V138H210ZM40 140V139H39ZM143 140V139H142ZM237 140V139H236ZM257 140V139H256ZM44 141V140H43ZM60 141V140H59ZM73 141V140H72ZM160 141V140H159ZM210 141V140H209ZM217 141V140H216ZM222 141V142H223ZM239 141H241V140H239ZM244 141V140H243ZM145 142H146V140H145ZM169 142V141H168ZM174 142V143H175ZM208 142V141H207ZM220 142V141H219ZM251 142V141H250ZM253 142H255V140L253 141ZM34 143V142H33ZM57 143V142H56ZM211 143H214V142H211ZM210 143V144H211ZM221 143V142H220ZM234 143H235V141H234ZM237 143H239V142H237ZM64 144H66V143H64ZM205 144V143H204ZM233 144V143H232ZM45 145V144H44ZM43 145V146H44ZM52 145V144H51ZM54 145V144H53ZM219 145V144H218ZM252 145V144H251ZM262 145H263V143H262ZM75 146V145H74ZM73 146V147H74ZM233 146V145H232ZM231 145H230V147H232ZM236 146V145H235ZM36 147V146H35ZM172 147V146H171ZM178 147V146H177ZM205 147V146H204ZM210 147V146H209ZM41 148V147H40ZM42 148H44V147H42ZM47 148V147H46ZM52 148V147H51ZM58 148V147H57ZM56 148V149H57ZM174 148V147H173ZM234 148H237V147H234ZM72 149V148H71ZM242 149V148H241ZM67 150V149H66ZM205 150V149H204ZM187 151V150H186ZM190 151V150H189ZM193 151V150H192ZM198 151V150H197ZM231 151V150H230ZM54 152V151H53ZM61 152V151H60ZM195 152V151H194ZM235 152V151H234ZM64 153V152H63ZM196 153V152H195ZM199 153V152H198ZM1 154V153H0ZM39 154V153H38ZM37 154V155H38ZM51 154V153H50ZM49 154V155H50ZM68 154V153H67ZM74 154V153H73ZM229 154H230V152H229ZM5 155V153L3 154L2 153V156H4ZM10 155V156H11ZM47 155V154H46ZM58 155V154H57ZM54 156V155H53ZM62 156V155H61ZM13 157V156H12ZM12 157H10V158H12ZM37 157H39V156H37ZM56 157V156H55ZM6 158H9V157H6ZM13 159H14V157H13ZM51 159V158H50ZM20 160V161H21ZM37 160V159H36ZM61 160V159H60ZM10 161V160H9ZM12 161V160H11ZM19 161V162H20ZM44 161V160H43ZM55 161V160H54ZM19 162L16 164L15 163V165H18L19 164ZM22 163L21 164H19V165H22ZM33 163V162H32ZM42 163V162H41ZM51 163V162H50ZM11 164V163H10ZM41 165V164H40ZM42 168H43V166H42ZM50 168V167H49ZM48 168V169H49ZM1 169V168H0ZM13 170V169H12ZM11 170V171H12ZM22 170V169H21ZM17 172V170H14L12 173H14L15 175H16V172ZM28 171V170H27ZM2 172V171H1ZM0 172V173H1ZM25 173V172H24ZM44 173V172H43ZM23 174V173H22ZM21 174V175H22ZM20 174L18 175V177L19 176H21ZM1 176V175H0ZM12 176V175H11ZM11 176H10V178H11ZM13 177V176H12ZM1 178V177H0ZM44 178V177H43ZM4 179V178H3ZM2 180V179H1ZM5 180V179H4ZM31 180V179H30ZM56 180V179H55ZM13 181V180H12ZM28 182V181H27ZM15 183V182H14ZM35 183V182H34ZM56 183V182H55ZM61 184V183H60ZM68 184V183H67ZM2 185V184H1ZM16 185V184H15ZM19 185V184H18ZM46 185H47V180H45V179H38L37 180V182L34 184V185H31V186H34V187H32L33 188V194H32V196H29L28 195V193H20L18 190H16V192L14 191V189H16V188H14V187H12V188H14V189H12L11 188V190H9L8 192H7V195H3L2 196V194H0V207H3V209L5 210V213L7 214V215H3V213H2V215H3V217L2 216H0L1 218H0V264H17V262L18 263H23V260H24V258H23V255H19L18 254V252H17V248L15 247V245H14V239H17V237L18 236H25L26 238L27 237H31L32 236V231H31V229L29 228V226L28 225H26L25 226V228L22 230V232H18L17 230H16V228H15V224L17 223H15V221H14V218L12 219V216H11V214H12V209L15 207L14 205H16V204H14L15 202V198H16V196H15V194H17L18 196L19 195H21L22 194V196H23V198H24V196H25V198H24V200H25V202L24 203H27V206L29 205V207H30V205H38L39 206V210H40V212H41V215H44L45 213H44V211L47 209V203H46V199H47V195H46ZM62 185V184H61ZM76 185V184H75ZM3 186V185H2ZM73 187H74V185H73ZM22 189V188H21ZM57 189H58V187H57ZM58 192V191H57ZM1 193V192H0ZM30 193H31V191H30ZM48 193V192H47ZM21 196V197H22ZM59 196V195H58ZM69 202V201H68ZM23 204V203H22ZM56 204V203H55ZM49 205V204H48ZM25 208H26V204H25ZM28 209V208H27ZM38 210V211H39ZM60 210V209H59ZM4 212V211H3ZM25 213V212H24ZM38 213V212H37ZM145 213V212H144ZM14 214V213H13ZM62 214V213H61ZM26 215H28V214H26ZM145 215H146V213H145ZM29 216L31 217V215H30V213H29ZM15 217V216H14ZM27 218H28V216H26ZM147 217H148V215H147ZM146 217V218H147ZM150 217V216H149ZM144 218V217H143ZM145 218V219H146ZM25 219V218H24ZM28 219H30V218H28ZM23 220V219H22ZM147 220V219H146ZM25 221H27V220H25ZM40 222H41V227L43 228L44 227V224H45V222H44V218H43V216H40V220H39ZM26 224H28L27 222H25ZM25 223H24V225H25ZM36 223H37V220H36ZM43 223V224H42ZM143 223V222H142ZM144 223H145V221H144ZM143 223V224H144ZM147 223V222H146ZM145 223V224H146ZM23 224V223H22ZM148 225V224H147ZM147 225H145V226H147ZM19 227V226H18ZM32 227V226H31ZM77 227V226H76ZM22 228V227H21ZM35 228V227H34ZM39 229V228H38ZM54 230V229H53ZM146 231V230H145ZM16 232H18V233H16ZM33 232H36V231H34L33 230ZM54 232V231H53ZM74 232V231H73ZM37 233V232H36ZM45 233V231L44 232H41V235H45L44 237H46V239L48 238L46 235L47 234H44ZM52 233V232H51ZM146 233V232H145ZM39 234V233H38ZM66 234V233H65ZM88 234V233H87ZM151 234V233H150ZM59 235V234H58ZM75 235V234H74ZM73 235V236H74ZM78 235V234H77ZM145 235V234H144ZM143 235V236H144ZM40 236V235H39ZM42 236V237H43ZM72 236V235H71ZM33 237V236H32ZM41 236L39 237V238H42ZM43 237V238H44ZM53 237H54V235H53ZM56 237V236H55ZM59 237V236H58ZM57 237V238H58ZM148 237H150V236H148ZM169 237V236H168ZM38 238V237H37ZM50 238V237H49ZM56 238V239H57ZM157 238V237H156ZM156 238H154V239H156ZM159 238V237H158ZM160 238H163V237H160ZM171 238H172V236H171ZM24 239V238H23ZM59 239V238H58ZM98 239V238H97ZM169 239V238H168ZM174 239V238H173ZM31 240V239H30ZM45 240V239H44ZM53 240V239H52ZM60 240V239H59ZM87 240V239H86ZM85 240V241H86ZM18 241V240H17ZM54 242V241H53ZM172 242V241H171ZM170 242V243H171ZM175 242V241H174ZM174 242L172 243V244H174ZM27 243V242H26ZM56 243V242H55ZM66 243V242H65ZM71 243V242H70ZM92 243V242H91ZM50 244V243H49ZM59 244V243H58ZM61 244V243H60ZM150 244V243H149ZM44 245V244H43ZM78 245V244H77ZM148 245V244H147ZM151 245V244H150ZM171 245V244H170ZM169 244H165V245H160V244H156V245H153V246H150L147 250H145L144 252L145 253H149V255H148V259L147 258H145L146 260H148V264H163L162 262H164V264H211V262L213 261H209L210 259H212V258H205V256H204V258L205 259H203V258H200V257H198V258H196L194 255V252L192 251L193 249H190V250H187V251H189V252H184L183 251V248H182V251H181V247L179 248L180 250H178L177 249V247L175 246H170ZM178 245V244H177ZM51 246V245H50ZM97 246V245H96ZM129 247V245H126V247ZM262 246H263V243H262ZM46 247V246H45ZM47 247H49V246H47ZM62 247V246H61ZM119 247V246H118ZM124 247V246H123ZM125 247V248H126ZM136 247V246H135ZM215 247V246H214ZM261 247V246H260ZM260 247H258L259 249H260ZM104 248V247H103ZM113 248V247H112ZM144 248V247H143ZM192 248V247H191ZM206 248V247H205ZM209 248V247H208ZM216 248V247H215ZM214 248V249H215ZM249 248V247H248ZM257 248V249H258ZM38 249V248H37ZM58 249V248H57ZM119 249V248H118ZM130 249V248H129ZM141 249V248H140ZM139 249V250H140ZM207 249V248H206ZM206 249H201V250H206ZM212 249V248H211ZM244 249V248H243ZM251 249V248H250ZM253 250V248H252V250L256 253V254H258V255H262V254H260L263 250V248L261 249V250ZM109 250V249H108ZM200 250V249H199ZM210 250V249H209ZM249 249H247V250H238L237 252H236V257H238L242 262L245 260V257L247 258V257H251V255L250 256H247L246 255V253H249V251H248ZM33 251V250H32ZM57 251V250H56ZM58 251H59V249H58ZM114 251V250H113ZM124 251V250H123ZM130 251V250H129ZM141 251V250H140ZM195 251H197V250H195ZM228 251V250H227ZM233 251H235V250H233ZM258 251V252H257ZM260 251V252H259ZM128 252V251H127ZM134 252H135V250H134ZM143 252V251H142ZM180 252H182V253H180ZM198 252H201V251H198ZM210 252V251H209ZM230 252V251H229ZM264 252V251H263ZM262 252V253H263ZM24 253V252H23ZM30 253V252H29ZM37 253H39V252H37ZM65 253H67V251L65 252ZM69 253V252H68ZM133 253V252H132ZM139 253V252H138ZM147 253V254H148ZM231 253V252H230ZM253 253V252H252ZM251 253V254H252ZM93 254V253H92ZM115 254V253H114ZM140 254V253H139ZM165 254H169V256L170 255H173V258L172 257H170V258H172V259H169L168 258V260H166L165 261V259H163L162 260V258H164V257H162V255L164 256ZM201 254V257H203L202 256V252L200 253ZM208 254V253H207ZM235 254V253H234ZM37 255V254H36ZM55 255V254H54ZM94 255V254H93ZM122 255V254H121ZM132 255V254H131ZM130 255V257H133V256H131ZM166 255V256H167ZM196 255H197V253H196ZM228 255V254H227ZM226 254H219V255H214L215 257H214V261L216 262L215 264H229V258H228V256H227ZM238 255V256H237ZM38 256V255H37ZM37 256H34L35 258H37ZM45 256V255H44ZM142 256V255H141ZM147 255H145V257H146ZM165 256V257H166ZM264 256V255H263ZM47 257V256H46ZM77 257V256H76ZM136 256L134 255V258L133 259H131L132 261H133V264H138V262H136V258H135ZM137 257H139L140 258V256L138 255ZM168 257V256H167ZM166 257V258H167ZM206 257H208V256H206ZM211 257V256H210ZM230 257V256H229ZM260 257V256H259ZM35 258H34V260H35ZM41 258H42V256H41ZM40 258V259H41ZM63 258V257H62ZM84 258V257H83ZM139 258H137V261H138V259ZM234 258V257H233ZM232 258V259H233ZM237 258V259H238ZM248 258V259H249ZM257 258V257H256ZM264 257H262L261 259H263ZM31 259H32V257H31ZM39 259V258H38ZM66 259V258H65ZM76 259V258H75ZM142 259V258H141ZM140 259V261H142V260H144V262L146 263L147 261L145 260V259H142L141 260ZM29 260V259H28ZM44 260V259H43ZM62 260V259H61ZM72 260V259H71ZM128 260H130L129 258H128ZM135 260V261H134ZM251 260V259H250ZM258 260V259H257ZM256 260V261H257ZM58 261V260H57ZM69 261V260H68ZM68 261H60V263L59 264H74V263H76L75 261H74V263H70V262H68ZM127 261V260H126ZM209 261V262H208ZM234 261V260H233ZM248 261V260H247ZM25 262H27V261H25ZM24 262V263H25ZM29 262V261H28ZM68 262V263H67ZM88 262V261H87ZM143 262V261H142ZM235 262V261H234ZM31 263V262H30ZM42 263V262H41ZM40 263V264H41ZM86 263V262H85ZM108 263V262H107ZM131 263V262H130ZM231 263H232V261H231ZM237 263V262H236ZM253 263V262H252ZM262 263H263V260H262ZM261 263V264H262ZM29 264V263H28ZM48 264V263H47ZM58 264V263H57ZM78 264V263H77ZM124 264V263H123ZM132 264V263H131ZM139 264H140V262H139ZM143 264V263H142ZM255 264V263H254ZM260 264V263H259ZM264 264V263H263Z\"/></svg>",
	"mask_w": 264,
	"mask_h": 264
}]
</instances>
